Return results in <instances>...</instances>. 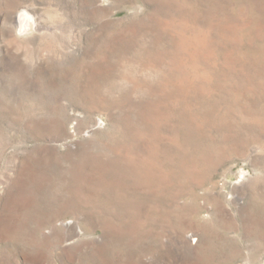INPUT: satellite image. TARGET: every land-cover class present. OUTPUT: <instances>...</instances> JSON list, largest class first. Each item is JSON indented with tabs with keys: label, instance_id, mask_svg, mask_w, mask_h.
I'll return each mask as SVG.
<instances>
[{
	"label": "rangeland",
	"instance_id": "obj_1",
	"mask_svg": "<svg viewBox=\"0 0 264 264\" xmlns=\"http://www.w3.org/2000/svg\"><path fill=\"white\" fill-rule=\"evenodd\" d=\"M0 264H264V0H0Z\"/></svg>",
	"mask_w": 264,
	"mask_h": 264
},
{
	"label": "bare ground",
	"instance_id": "obj_2",
	"mask_svg": "<svg viewBox=\"0 0 264 264\" xmlns=\"http://www.w3.org/2000/svg\"><path fill=\"white\" fill-rule=\"evenodd\" d=\"M17 25H19V27H21L24 30L27 29L29 22H28V19L26 18V14L24 12H22L19 15V17L17 18Z\"/></svg>",
	"mask_w": 264,
	"mask_h": 264
}]
</instances>
